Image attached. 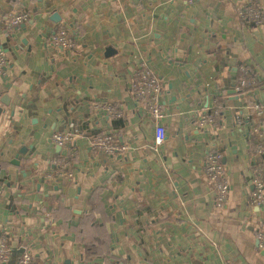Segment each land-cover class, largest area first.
Here are the masks:
<instances>
[{
  "label": "crops",
  "instance_id": "crops-1",
  "mask_svg": "<svg viewBox=\"0 0 264 264\" xmlns=\"http://www.w3.org/2000/svg\"><path fill=\"white\" fill-rule=\"evenodd\" d=\"M247 2L264 17V0H0V234L13 252L34 264H264V202L251 203L255 169L264 182V20L236 12ZM18 11L29 17L10 27ZM60 28L75 50L50 44ZM142 60L162 86L160 144L133 95ZM243 64L257 86L239 93ZM217 99L220 113L198 123ZM113 102L121 119L102 107ZM113 129L128 147L109 156L92 143ZM57 130L72 141L55 144ZM213 151L229 185L221 209L203 171ZM60 159L72 175L46 179Z\"/></svg>",
  "mask_w": 264,
  "mask_h": 264
},
{
  "label": "built area",
  "instance_id": "built-area-1",
  "mask_svg": "<svg viewBox=\"0 0 264 264\" xmlns=\"http://www.w3.org/2000/svg\"><path fill=\"white\" fill-rule=\"evenodd\" d=\"M186 4L193 5L198 0H184ZM236 12L243 16L248 22L253 25H259L263 22L264 17L261 10L257 4L252 2L239 3L235 5ZM29 17L27 11L10 12L7 17V24L12 27L13 25H18ZM50 44L55 47H60L67 50H75L77 48L76 40L69 34V30L65 28H60L51 38ZM6 67V61L2 54L0 53V72ZM257 86V78L253 76L246 65L239 66V80L236 84V89L239 93L248 91ZM162 86L159 80L156 78L155 74L151 71L148 63L142 60L135 81L133 83V95L136 98H144L146 100L147 110L155 122L154 125V142L160 144L165 139V129L161 124L165 112L163 106L160 102ZM261 104L256 102L253 103L255 106V111L259 112V107ZM94 108H99L100 105L93 103ZM106 114L114 119H121L122 113L120 110L119 102L109 103L103 105ZM206 112H203L198 123L205 124L213 120V113L210 109L205 108ZM237 121L242 122V117H238ZM255 132H258L257 127H253ZM52 141L59 145L64 146L72 141V136L63 130H57L52 134ZM121 132L119 130L113 129L110 131L103 132L97 135L93 139V147L98 151L105 153L109 156L117 155L118 153L127 150V143L120 141ZM255 150L264 151V147L261 145H256ZM71 164L69 160L60 159L56 160L54 163V169L47 173L44 177L49 180H57L72 175ZM203 171L205 175L211 180L212 190L215 196V206L221 209L227 199L229 185L225 176V164H224V154L220 151L209 152L203 163ZM254 178L252 180L253 190L251 193V203L254 205H260L264 202V182L259 177L258 171L254 170ZM257 240L259 246L264 249V229L257 234ZM13 257V253L8 246L6 238L0 234V263L8 264ZM16 264H34L33 257L29 252H23L16 259ZM121 264H129L123 262Z\"/></svg>",
  "mask_w": 264,
  "mask_h": 264
},
{
  "label": "trees",
  "instance_id": "trees-1",
  "mask_svg": "<svg viewBox=\"0 0 264 264\" xmlns=\"http://www.w3.org/2000/svg\"><path fill=\"white\" fill-rule=\"evenodd\" d=\"M72 36V35H71ZM253 75V74H252ZM254 76V75H253ZM219 105H221V101L220 100H215V110H212L211 112H216V113H213V115L214 116H216V115H218L219 113H220V111H218L219 110V108H220V106ZM263 170V167H261L260 169H259V171H262ZM258 171V170H257ZM259 173V172H258ZM260 176V175H259ZM12 251V250H11ZM23 252H26V251H23V250H20V251H17L16 253L15 252H13L12 251V253H13V257H12V259H11V261L8 263V264H10L12 261H14L15 263H16V259H17V257L18 256H20ZM121 264V263H120Z\"/></svg>",
  "mask_w": 264,
  "mask_h": 264
},
{
  "label": "water",
  "instance_id": "water-1",
  "mask_svg": "<svg viewBox=\"0 0 264 264\" xmlns=\"http://www.w3.org/2000/svg\"><path fill=\"white\" fill-rule=\"evenodd\" d=\"M52 14L53 15L51 16L52 17L51 19H53L55 21H59V14L56 11L53 12ZM111 49H112V46L111 45L106 47V51H110ZM20 151H23V149H20ZM19 153L20 152L17 153V156H18Z\"/></svg>",
  "mask_w": 264,
  "mask_h": 264
}]
</instances>
